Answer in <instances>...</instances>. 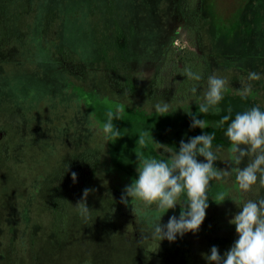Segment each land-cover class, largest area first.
Wrapping results in <instances>:
<instances>
[{
	"label": "rangeland",
	"instance_id": "374dc122",
	"mask_svg": "<svg viewBox=\"0 0 264 264\" xmlns=\"http://www.w3.org/2000/svg\"><path fill=\"white\" fill-rule=\"evenodd\" d=\"M159 2H164L160 6L163 9L169 5L174 16L175 0H0V129L4 131L0 140V264H133L135 258L143 257L139 242L152 232L153 224L163 214L155 205L139 202L138 208H129L122 204L127 182L124 185L122 176L108 170L92 175L83 189H75V194L68 193L62 177L77 149L85 147L86 142L95 145L106 141L93 118L105 103L117 101L125 121L137 125L139 135L144 131L151 134L145 147L138 145L137 153H147L163 134L174 137L190 120L189 106L184 104H172L175 114L166 115L141 105L139 86L131 100L122 98L121 102L118 97L124 93L112 83L111 76H103L102 67L108 69L102 57L112 53L122 59L118 66L123 78L135 79L132 82L136 85L149 84L155 75L151 45L164 16L156 9ZM242 2L249 14V20L247 16L239 19L245 33L251 17L254 22L256 18L263 20L264 0H216L223 21L229 22L227 30L236 26L233 16L240 14ZM175 22L178 25L179 20ZM222 30L219 25L218 32L212 34L222 38ZM179 32L174 37L175 57L196 50L186 28L181 27ZM117 37L122 40L119 45ZM225 43L219 40L218 52L223 51ZM241 46L230 54L239 63L247 52V47ZM232 60L227 56L219 66L228 67ZM214 65H209V75L216 70ZM144 73L147 77L138 79ZM221 75L232 91L246 84L234 72ZM176 80L171 70L164 72L163 90L172 96L181 87ZM145 99L149 97L144 95L141 101L147 102ZM94 134L98 139L92 140ZM160 150L168 159L166 148ZM136 151L134 145L129 160L137 159ZM215 153L218 169L230 171L232 154L227 149ZM245 166L241 162V169ZM235 175L231 171L217 180L222 190L210 183L205 220L198 232H188L182 238L195 245L209 237L232 234L235 225L229 221L244 202L256 197L252 191L238 189ZM57 185L62 188L60 192ZM85 188L94 189L86 199V215L76 207ZM221 192L227 199L217 204L213 199ZM255 194V200L259 199V193ZM181 196L182 200L186 198ZM180 210L169 209L160 223L167 224L173 215L178 218Z\"/></svg>",
	"mask_w": 264,
	"mask_h": 264
},
{
	"label": "clouds",
	"instance_id": "9594fccd",
	"mask_svg": "<svg viewBox=\"0 0 264 264\" xmlns=\"http://www.w3.org/2000/svg\"><path fill=\"white\" fill-rule=\"evenodd\" d=\"M183 75L192 81L202 79V75L193 71L190 65L184 68ZM146 77L147 74L144 73L138 79L144 80ZM260 78V74L256 72L248 74L250 81ZM227 84L226 79L215 73L207 77V85L202 93L203 102L198 105V114H208L210 110L216 113L221 111L217 106L224 98ZM190 91L196 95L198 88L193 86ZM251 92V84L237 90V94L242 99H247ZM154 108L158 114L166 115L170 112V103L158 102ZM119 112L120 110L115 114L112 111L107 113V121L102 128L106 140H116L120 137V130L113 124L114 119H120ZM231 112L229 108L228 115H224L216 126L222 127L228 122L231 119ZM198 114H190V127H199L202 130L208 128V121L197 119ZM149 135L151 134L148 131L141 132L137 144L142 148L145 147ZM226 136L231 141L228 151L232 154L231 163L235 165L230 171L214 167V162L217 161L212 143L214 136L208 133L190 137L187 143L182 139L178 151L156 143L160 148H167L169 155L166 160L145 157L142 152L136 153L138 178L133 179L131 184L122 190L120 202L128 206L131 198V205L133 201H141L145 206L155 205L157 211L163 214L169 209H175L178 204L181 209L179 217L171 216L167 224L160 223L163 214L160 215L158 222L152 226L150 237L174 242L177 236L183 237L188 232L193 234L198 232L209 207L207 190L210 181L220 180L230 175L231 171H235L236 184L243 192L250 191L257 182L264 187V111H261L259 106H254L242 113H236L235 118L228 123ZM241 145L246 147L241 148ZM198 156L203 157L204 161H198ZM245 157L253 158L249 159L247 165L241 169L239 166ZM71 178L75 182L77 173L72 172ZM92 191L94 189L85 188L81 200L76 204L82 214L86 215L89 212L86 199ZM182 194L186 198L178 202ZM225 199H227L225 194L221 192L213 200L220 204ZM239 208L241 210L229 221L230 224L235 225L238 238L223 257L218 248L212 246L210 255L203 254L208 264H264V198L248 200ZM144 238L148 237L144 236Z\"/></svg>",
	"mask_w": 264,
	"mask_h": 264
},
{
	"label": "flooded vegetation",
	"instance_id": "af4514ba",
	"mask_svg": "<svg viewBox=\"0 0 264 264\" xmlns=\"http://www.w3.org/2000/svg\"><path fill=\"white\" fill-rule=\"evenodd\" d=\"M163 3L164 2L160 4L159 2L158 7L156 8V9H160L164 13L162 14L164 16H162L161 18L162 23L160 22L159 24L160 28H158V35H155L156 39L154 43L151 45L152 55L150 61L152 62V65H154L155 75L152 77L151 81H149V84H142V82L138 83L141 92L140 94L141 105L144 104L147 107H154V105L158 102L170 103V106L172 104L175 105L184 104L187 107L189 106L188 107L189 116H191L190 114H198L196 113L198 111V105L199 103L203 102L202 93L207 85V77L210 74L209 65L215 64L214 66L216 70H214L212 74L213 73L216 74L217 70H219V74H218L219 76L221 75V73L224 72H234L237 74V77L240 80L242 79L246 80V84L244 83L245 85L251 84L252 92L247 98L248 101L247 109H250L251 107L254 106H259L261 111H264V36H263L264 16H262L263 20H261L260 18L258 19L256 18V22H254L255 21L254 17L250 16L251 23L250 26L246 29L247 33H245L244 30H242L241 28V24L239 20L241 16H243V18L247 16V20H249V14L247 13L248 9H245L244 2H242V5L238 9V11H240V14L238 13V16H233L234 18L232 22L237 23L236 26L228 27L229 28L228 30L225 27L228 21L227 19L223 21L225 17L221 16L220 13L218 12L216 0H175L176 7H174L175 8L174 16H172V14L170 13L169 5L167 7L165 6V9L160 7L163 5ZM205 15L206 18L202 19V16ZM178 20L179 23L177 25L175 21ZM219 25L224 27L225 29L222 30L223 32H225V35L222 36V38H220L219 35L212 34L218 32ZM181 27L183 28L185 27L186 31L189 33L191 38H193V44L195 45L194 49L196 50H190L187 54L181 57H175L174 52H176V50L174 45V37L180 35L179 30ZM257 29L259 31H257ZM220 39L224 43L226 41L227 45L225 43L224 47L226 49L223 48V51L218 52L219 50L217 48V43L219 42ZM215 42L217 43L215 44ZM241 44H242L241 46L242 48H244V45L247 47V52L243 56L244 57L243 59L245 60V61L243 60V63H239L237 61L235 62L234 60H232L234 59L233 58L234 55H230L232 53L231 50H233V48ZM228 48H229V52L227 53ZM222 52H224V54ZM157 53L158 55L156 56ZM227 56L228 59L232 60L230 61L232 62V64L226 65L228 67H224L223 66L224 64H222V67H220L219 64H221L222 63L221 61L224 60V58ZM189 65L192 67L193 71L199 72L202 75V79L200 81L188 80L187 77L183 75L184 68ZM167 70H171L175 79H177L176 81L180 80L179 85H181V87L175 90L173 96L170 95L167 91L163 90L164 72H166ZM249 72L259 73L261 78L259 80L250 81L248 80ZM193 86L198 88V92L196 95H193L190 91V89ZM144 95H147L149 97V99L147 100L145 99L147 102L141 101L144 98ZM237 97L238 98L240 97L237 94V90L232 91V89L228 87L227 91L224 93L223 100L220 102V104L217 107L222 108L223 102L226 101L229 102L230 100ZM178 101L179 102L185 101L186 103L183 102L178 103ZM220 110L221 111L219 113L210 110L208 114H199V115L201 116L211 115L214 117L220 116L222 114L223 109ZM242 112L243 111H239L237 113H242ZM170 113L175 114V112H173V108L171 107L169 114ZM2 138H4V131L0 129V140ZM166 138H168V140H171L170 137L166 136ZM213 143H214L213 145L214 152L217 149L219 150L227 149L228 151L229 147L231 146V141L226 136V131L221 134L219 142L216 141L214 142L213 140ZM240 147L245 148L246 146L241 145ZM158 148L161 149L159 146ZM160 152L162 154L163 151L160 150ZM216 156L218 157L217 154ZM199 158L201 162L204 161L203 157L199 156ZM251 158L253 157H248V158L245 157L242 163L245 162V165H247L248 160ZM214 165L215 167L217 166L216 168H218V166H220V162L217 160L214 162ZM210 183H213L215 186L222 185V184H217L218 182L216 179L211 180ZM72 184L73 183L71 182V185ZM65 185L67 186V184ZM57 186L55 187L56 191L60 192L62 188L59 185L61 189L58 190ZM74 187L77 186H75L74 184ZM220 188L222 190V186H220ZM75 189L77 188H74V190L73 189L70 190L72 192L71 194L73 193L75 194L74 192ZM250 191L253 192L252 194L253 196L255 195L257 197V194L255 193L258 192L260 198L264 197V187H261L259 185V182L253 185ZM256 197H252V198L255 200Z\"/></svg>",
	"mask_w": 264,
	"mask_h": 264
},
{
	"label": "trees",
	"instance_id": "16d2710c",
	"mask_svg": "<svg viewBox=\"0 0 264 264\" xmlns=\"http://www.w3.org/2000/svg\"><path fill=\"white\" fill-rule=\"evenodd\" d=\"M4 28L7 30L8 27ZM117 39V45L121 44L122 40L118 37ZM101 61L103 65L106 66V68L108 69V71H106V69L102 67V70H105V75H103L104 79L111 76L114 80L112 81V83H115L119 87L121 94L124 93L122 97H118V100H120L121 102H123L122 98L131 100L132 94H134V91L137 90L138 85L134 83V81L136 82L135 79L123 78V74H120L118 65L122 61V59H118V57H115V55L111 53V55H103ZM132 80L134 81L132 82ZM247 102V99L237 97L230 100L229 102H223L222 108H219L223 109L222 114L220 116H201L198 114L197 119H205L209 123V127L203 130L199 127L191 128V116H189L190 120H188L187 123H184L181 128L177 132H175L174 137L170 136L169 134H163L164 136H160L158 138L157 143L161 145L170 146L172 150L176 149L178 151L180 145L178 143L179 138L180 141L183 139L185 142H187L190 137L201 135V133L204 131L205 133L212 134L214 136V142H219L221 134L226 131L228 123L231 122V119L235 118L236 113L239 111L244 112L245 109H247ZM101 106V109H99L100 111L98 110L97 113L94 112L93 118L95 120V123L97 122V125L100 126V128L102 129L103 124L107 121V113L109 111H112L115 114L117 110H120L119 107L122 106L118 105L117 101L110 102L109 104L105 103L104 106ZM229 108L232 110L231 119L226 122L222 127H217V122L224 115H228ZM198 112L199 110L196 113ZM122 113L124 112L120 110V119L113 120L114 126L120 130L119 138H117L116 140H106L104 136L100 133V135L103 136L104 140H106L103 144L99 142V144L89 145L86 142L85 147L77 149L76 152L72 155L69 161L70 163L64 172V176L62 177L63 182L67 184L68 193L71 194L72 192H70V190L73 189L71 188L73 186L71 185V182L74 183L71 178L72 172L77 173V191L85 187L86 182L88 181V179L91 178L92 175L100 174L102 173V170H105V172L108 170L110 174L116 173L122 176L121 179L123 180V184L125 185V182H127L126 186L131 184L133 179L138 178L136 172V169L138 167L137 159L135 158L129 160L128 158L130 156H128V154H133L134 145L137 149L136 153L138 152L137 141L139 139V129L137 128L138 126L135 125L133 122H130V120L125 121L124 117L122 116ZM129 124H132V126H130ZM185 135L188 137L185 138ZM166 136L170 137L171 140H168ZM95 138L98 139V135L94 134L92 140ZM143 155L145 157H154L158 160L164 159L162 157V154L160 153V149L158 148L157 144L152 145V148ZM135 157H137L136 154ZM197 159L198 161H201L200 158ZM57 187L58 190L61 189L59 185ZM182 199L183 197L181 196L180 202L183 201ZM139 202L141 201H133L132 205H128V207L138 208L137 204ZM175 208H180V205L176 206ZM150 210L151 209H148V211ZM154 211H152L153 214H155ZM144 236L148 238H143V240L139 242L140 244L143 243L141 245L139 244V248L140 251H142L143 257L135 258L133 264H154L156 262L158 264H208V261L204 258L203 254L210 255V249L212 246H216L220 252V255L223 257L224 253L230 249L234 241L238 238L236 234V228H233L232 234L209 237L206 239L205 243L199 241L198 243H195V245L180 236H177L174 242H169L167 239L160 241L159 237H156L158 238L157 242V240L154 241L156 239L155 237H150V234H148V236ZM145 241H147V244H145ZM145 247H147V249H145ZM81 264L91 263L86 261Z\"/></svg>",
	"mask_w": 264,
	"mask_h": 264
}]
</instances>
